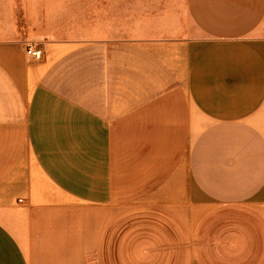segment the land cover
Masks as SVG:
<instances>
[{
  "label": "crops",
  "instance_id": "1",
  "mask_svg": "<svg viewBox=\"0 0 264 264\" xmlns=\"http://www.w3.org/2000/svg\"><path fill=\"white\" fill-rule=\"evenodd\" d=\"M36 4L0 0V264H264V0Z\"/></svg>",
  "mask_w": 264,
  "mask_h": 264
},
{
  "label": "rangeland",
  "instance_id": "2",
  "mask_svg": "<svg viewBox=\"0 0 264 264\" xmlns=\"http://www.w3.org/2000/svg\"><path fill=\"white\" fill-rule=\"evenodd\" d=\"M28 2H35L39 8L44 6L46 2L52 1V2H64L67 4L76 3L78 0H27ZM38 17H44L45 10L44 9H37L36 10Z\"/></svg>",
  "mask_w": 264,
  "mask_h": 264
},
{
  "label": "built area",
  "instance_id": "3",
  "mask_svg": "<svg viewBox=\"0 0 264 264\" xmlns=\"http://www.w3.org/2000/svg\"><path fill=\"white\" fill-rule=\"evenodd\" d=\"M27 53L34 56L37 59L42 57L43 51L41 48L37 47L35 44L29 43L27 45Z\"/></svg>",
  "mask_w": 264,
  "mask_h": 264
}]
</instances>
